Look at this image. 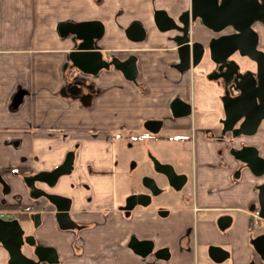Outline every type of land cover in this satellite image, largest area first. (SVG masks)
I'll list each match as a JSON object with an SVG mask.
<instances>
[{
  "label": "crops",
  "instance_id": "obj_1",
  "mask_svg": "<svg viewBox=\"0 0 264 264\" xmlns=\"http://www.w3.org/2000/svg\"><path fill=\"white\" fill-rule=\"evenodd\" d=\"M188 7L189 0H0V174L10 184L8 202H28L30 211H39L40 225L33 234L38 243L55 248L54 264H246L257 257L250 238L264 230L258 228L264 220L250 207L256 204V185L264 181V172L254 175L239 160L230 159L225 146L215 157L203 144L199 124L206 103L191 96L188 83L192 68L203 73L206 64L178 71L172 66L178 60L171 39L175 31L159 30L153 23L155 10L175 20ZM84 21L102 24L94 45L103 58L134 55L133 79L112 65L88 74L71 64L68 52L79 39L72 33L59 35L57 25ZM131 22L143 26V39L126 37L124 29ZM262 26L256 28L262 31ZM212 35L198 22L190 26L191 40L205 43ZM75 79L80 83H73ZM173 93L191 101L195 110L172 118L168 102ZM86 94L90 100L83 102L80 96ZM149 118L161 120L159 130L169 131L161 138L174 143L177 168H183L189 154L197 159L188 189L199 205L230 216L224 228L214 225L211 214H201L196 216L200 237H182L190 224L183 200L167 205V216L150 206L136 207L131 215L118 208L110 131L138 129ZM196 121L192 143L183 135L190 134ZM76 140L80 146L73 171L59 177L51 189L70 198L72 220L92 225L82 234V255L71 252L70 232L57 227L53 212L41 211L44 198L29 197L23 181L30 172L57 165ZM241 143L255 145L264 156V122L254 135L238 136L236 146ZM82 181L89 190L80 188ZM85 194H90L89 201L83 199ZM132 235L152 240L154 249L166 247L167 257L135 252L128 245ZM209 245L221 247L226 255L212 259ZM0 264H5L2 257Z\"/></svg>",
  "mask_w": 264,
  "mask_h": 264
},
{
  "label": "water",
  "instance_id": "obj_2",
  "mask_svg": "<svg viewBox=\"0 0 264 264\" xmlns=\"http://www.w3.org/2000/svg\"><path fill=\"white\" fill-rule=\"evenodd\" d=\"M153 23L159 30H174L171 39L175 43L177 62L173 65L178 71L188 70L199 64H206L208 60L217 63V68L206 74L207 79L221 76L223 79L222 95V130H230L232 135L252 134L261 119H264V52L256 47V32L251 24L264 22V0H189V7L174 20L163 10H155L152 15ZM198 22L204 27L215 32L205 43L190 39V26ZM225 28L231 31L223 32ZM59 35L72 33L79 41L75 48L68 52L71 64L83 73L95 74L101 68L110 65L119 69L122 74L133 79L136 76L134 55H129L123 60L117 57L105 59L95 47L94 40L102 33V24L97 21L61 22L57 25ZM126 37L131 40H141L145 36L144 28L138 22H131L124 29ZM236 51L238 55L246 56L255 63L254 72L249 69L240 71L239 63L228 56ZM231 81L234 94L229 93L226 86ZM173 116H183L190 112V103L175 96L169 103ZM151 127L156 130L160 127L161 120H148ZM145 122V124L147 123ZM150 128V127H149ZM229 153L233 158L244 164L254 175H260L264 171V156L257 153L254 145L241 143L239 146H231ZM73 152L67 151L62 162L49 170H39L32 174L24 175L23 181L29 188L32 198L44 196L53 205V215L60 228L75 227L74 221L69 217L68 208L70 199L66 196L49 193L35 186V182H43L52 185L60 174L68 173L71 168ZM154 167L164 172L169 179L183 174L174 173L168 163H163L153 158ZM150 180V178L145 177ZM182 179H180L181 182ZM179 186V185H177ZM257 201L251 205V210H256V215L264 220V181L256 185ZM135 195H130L132 199ZM138 197H147L139 193ZM128 197V198H129ZM144 205L147 201H138ZM134 203H125L122 209H130ZM160 211V210H157ZM37 214V213H34ZM227 217V219H225ZM217 225L224 228L230 222V216L222 214L217 217ZM22 229L17 219L0 218V241L8 249V261L12 264H37L44 260L52 262L56 260L55 251L50 246L35 245L33 254L36 259L26 258L18 250ZM250 243L256 253L264 257V231H260L250 238ZM129 246L135 252L145 255L151 250V240L137 239ZM209 256L214 260H220L226 252L219 246L209 245ZM153 255L165 258L168 249L161 247L155 249ZM246 264H264L249 260Z\"/></svg>",
  "mask_w": 264,
  "mask_h": 264
},
{
  "label": "flooded vegetation",
  "instance_id": "obj_3",
  "mask_svg": "<svg viewBox=\"0 0 264 264\" xmlns=\"http://www.w3.org/2000/svg\"><path fill=\"white\" fill-rule=\"evenodd\" d=\"M258 25H263L262 31H259L256 28V26H258ZM251 26L256 32V47L264 52V44L259 43L261 38H263V41H264V22H254L253 24H251ZM228 31H231V29L225 28L223 30V32H228ZM234 55H237L239 57H245L246 62H240L238 59H236V57ZM229 58H233L239 63V65H240L239 70L240 71H244L245 69H249L250 71L254 72L255 63L251 59H249L248 57L238 55V53L236 51H234L228 56V59ZM217 65H218L217 63H214V62L208 60L207 66L203 72V77L206 78V74L209 71L216 69ZM172 66L174 67V65H172ZM79 81H80L79 79H75L72 82L73 83H75V82L80 83ZM208 82L213 85L214 89L208 91V94L206 96L207 103H206V106L202 110V112L204 113V118H203L204 122L202 124L201 123L199 124V127L201 128V141L203 142V144L206 147L210 148V151L212 152V154L215 157L220 156V154L222 153V148L225 146L227 155L230 157V159L237 160V159L233 158L232 155L229 153V148L231 146L237 147L236 146V140H237L238 136L232 135L230 130L223 131L222 130V124L220 122V119L222 118V115H223L222 105H221V100H220V97L222 95L223 79L221 76H217L214 79H208ZM226 86L228 87L229 93L231 95L235 93V90L232 89L231 81H228ZM88 94L80 96L81 100L83 102H87L88 100H90V95H88ZM175 96L180 98L178 93H173L170 100ZM170 100L168 102V107H169ZM188 102L190 103V112L186 115H190L193 112V110H195L193 103H191V101H189V100H188ZM169 112H170V116L172 118L177 117V116H173L171 114L170 107H169ZM148 120H152V119L151 118L145 119L142 122L141 127L138 129L118 128V129L110 131V140L109 141H110V145H111V149H112V163H111L112 167H114V156H113L114 152H113V150H114V144L115 143L122 142L124 144V146L129 147L132 144V142L130 141L131 139H135L139 145H142L143 142L147 139L151 140V139H157L158 138V136H156V135L158 134L159 127L153 131L152 128L155 127V124H153V123L149 124L147 122ZM156 120H158V119H156ZM145 122H147V123L145 124ZM263 122H264V119H261L256 130L252 134L245 135V136L254 135L260 128H262L261 124ZM197 123L198 122L196 121L193 124L191 131H190V134L188 132V134L183 135L186 140H188V141L191 140L192 143L195 139V134H196L195 130L198 128ZM94 134L95 133H92V135H94ZM251 145H253V144H251ZM79 146H80V142L77 140L74 141L66 149L61 161L58 163V164H60L62 162V160L64 159V156L67 153V151L71 150L73 152V159H72L70 171L68 173L60 174L57 177L56 181L52 185H47L46 183H43V182H35V186H37L38 188H41L44 191L49 192V193L60 194V192L52 190L51 188L57 184L59 177H61L63 175H68L73 171L75 159H76V156L78 155ZM192 146H193V144H192ZM193 148H194V146H193ZM256 149H257V153L259 155H261L259 149L257 147H256ZM194 150H195V148H194ZM123 157H124V155L122 156V158ZM191 157L192 156L189 154L184 159L183 168H177L173 163H171L169 161H160L163 163L170 164L174 173L183 174V176H184L183 178H181L182 176L181 177L175 176V177L169 179V177L164 172L159 171L158 169H156L154 167L153 158L154 159H157V158H155L154 156H152L148 152H147V154L145 153V155L143 156V159L147 160L150 163L152 170L154 169L155 172L162 175V178L164 179L163 181L165 183V186H167L169 189L173 190L174 193H172L170 203L165 204V205H162V204L152 205L151 204L155 200L154 195H156V193H158L161 190V186L157 183L156 179L153 176H151L149 174H142L140 176L138 186L133 184L127 190H125L123 192L120 201H118V203H117L118 208H120L122 210V212H124L125 215H131L132 210H134L136 207L143 208V207H149L150 206V207H154V212L156 214H158L160 216H167L170 213L167 205L171 206V205L177 203L178 200H181V201L183 200V202H182L183 207L182 208L187 213V215L190 217V224L188 225L187 229L184 230L182 237H184L185 239H188V240L192 239V238L196 239V238L200 237V232L198 230V226H199L198 225V218H196V216L201 215V214L202 215L206 214V213L211 214L213 223L216 226L217 217L220 216L221 213H219L217 211L216 207H213V206L204 207V206L199 205V202L196 198V194H192V192L188 189V187H191V179H190L191 168H193V167L195 168V164L197 162V159L195 160V157H194V160H191ZM135 165H136V161L131 160L129 163V170H128L127 174H129V171H131ZM86 168H87V170H90V172L94 171V169L91 165H86ZM32 173H34V172H30L28 174H32ZM145 177L150 178V180L145 179ZM180 179H182L181 182H180ZM187 182H189L190 185H188L187 187L182 189L183 186L185 184H187ZM177 185H179V186H177ZM79 186H80V188L85 189V190L90 189L89 184L84 182V181L80 182ZM9 190H10V184L0 174V218L1 219H14V218L17 219L18 224L20 226V229H22V232L20 234V243L18 245L19 252L21 253L22 256H24L26 258L36 259V257L33 254V247L35 245L50 246L55 251L56 260L52 261V262L40 260L37 262V264H54V263H57L58 257H57V252H56L55 248L51 245L38 243L36 241L34 234H33L34 229L40 225L39 211L38 210L30 211L29 210L30 203H28V202L27 203H19V204L8 202L5 198V195L9 192ZM182 190H183V192H182ZM139 193H144L147 195V197L146 196L145 197L136 196ZM130 195H135V196L131 199L129 197ZM28 196L30 197L29 188H28ZM38 197H43L45 200V203L41 204V211H50V212L54 211L53 205L50 204L44 196H38ZM83 199L85 201H89L90 194H85L83 196ZM138 201H140V202L141 201H147V202H146V204L141 205V204H139ZM125 203H134V205L130 209L124 210L121 208V206H123ZM69 207H70V203H69ZM157 210H160V211H157ZM34 213H37V214H34ZM225 219H227V217ZM73 221L75 223V227H72V228H60L58 226L57 221H56V224H57L58 228H60L62 230H68L70 232V250H71V252L75 255H82L84 253V248H85L84 247L85 238L82 234L85 232V230L87 228L91 227L92 225H90L89 223H86V222H80V221H76V220H73ZM262 231H264V230H262ZM137 239L138 238H136L134 235H132L131 237H129L128 245L134 244V240H137ZM154 250L155 249L153 246V242L151 240V250L146 254H150ZM0 257H2V262H4L5 264H12L8 261V258H9L8 249L3 245V243L1 241H0ZM251 259L255 262L262 263V261L264 260V257L261 258L257 254V257H251L249 260H251Z\"/></svg>",
  "mask_w": 264,
  "mask_h": 264
},
{
  "label": "rangeland",
  "instance_id": "obj_4",
  "mask_svg": "<svg viewBox=\"0 0 264 264\" xmlns=\"http://www.w3.org/2000/svg\"><path fill=\"white\" fill-rule=\"evenodd\" d=\"M212 33L214 35L216 34L215 32ZM259 43L264 44L263 38H261ZM234 56L240 62H246L245 57H239L237 55ZM201 73L202 70L192 68L188 84L191 96L198 103L205 104L207 103L206 96L208 94V91L213 90L214 87L209 84L208 79L204 78L203 73ZM168 132L169 131L160 129L158 131V134L156 135L158 136L157 139H147L143 142L142 145H139L135 139L130 140L132 144L129 147L124 146L122 142H117L114 144V167H112V173L114 172V189L116 198L118 200L121 199L123 192L127 190L131 185H139V179L142 174H149L153 176L156 179L157 183L161 186V190L156 193V195H154L155 200L151 204L165 205L170 203L172 193H174L173 190L165 186L162 175L155 172L154 169L152 170L150 163L147 160L143 159L145 153L147 154L148 152L159 161H169L176 167H178L176 164V160H174L173 157V150L175 149L174 143L163 141L165 138H161V136H164ZM180 152L181 151H178V153ZM123 155L124 157L122 158ZM131 160L136 161V165L131 171H129V174H127L129 170V163ZM188 185H190L189 182H187V184H185L182 189H184ZM258 228L262 229L264 228V226Z\"/></svg>",
  "mask_w": 264,
  "mask_h": 264
},
{
  "label": "built area",
  "instance_id": "obj_5",
  "mask_svg": "<svg viewBox=\"0 0 264 264\" xmlns=\"http://www.w3.org/2000/svg\"><path fill=\"white\" fill-rule=\"evenodd\" d=\"M254 214L256 215V210L254 211ZM257 216V215H256Z\"/></svg>",
  "mask_w": 264,
  "mask_h": 264
}]
</instances>
